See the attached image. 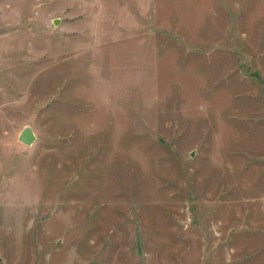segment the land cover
Listing matches in <instances>:
<instances>
[{"label":"rangeland","instance_id":"374dc122","mask_svg":"<svg viewBox=\"0 0 264 264\" xmlns=\"http://www.w3.org/2000/svg\"><path fill=\"white\" fill-rule=\"evenodd\" d=\"M0 264H264V0H0Z\"/></svg>","mask_w":264,"mask_h":264},{"label":"water","instance_id":"95a60500","mask_svg":"<svg viewBox=\"0 0 264 264\" xmlns=\"http://www.w3.org/2000/svg\"><path fill=\"white\" fill-rule=\"evenodd\" d=\"M19 139L25 143L31 144L36 139V133L31 125H26L23 127L19 134Z\"/></svg>","mask_w":264,"mask_h":264}]
</instances>
